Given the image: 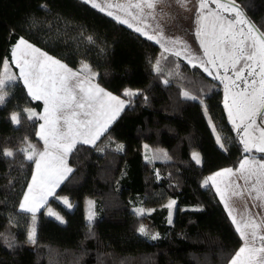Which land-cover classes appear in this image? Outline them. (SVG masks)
<instances>
[{"label": "trees", "instance_id": "16d2710c", "mask_svg": "<svg viewBox=\"0 0 264 264\" xmlns=\"http://www.w3.org/2000/svg\"><path fill=\"white\" fill-rule=\"evenodd\" d=\"M232 1L264 35V0ZM21 38L127 101L95 145L77 144L70 152L72 171L49 202L63 223L43 212L33 219L18 208L32 173L27 154L38 144L41 112L11 65V50ZM5 59L14 77L0 103V264L229 262L241 239L203 180L237 168L247 153L229 124L217 81L80 0H0V74ZM126 89L134 94L124 95ZM185 91L194 98L183 96ZM29 112L36 115L28 119ZM14 113L18 124L10 119ZM143 145L164 149L167 160H146ZM7 150L13 155H3ZM60 196L72 210L57 202ZM86 199L94 201L90 220ZM169 199L179 209L172 224L164 206ZM145 222L155 233L138 231Z\"/></svg>", "mask_w": 264, "mask_h": 264}, {"label": "crops", "instance_id": "0c3cea01", "mask_svg": "<svg viewBox=\"0 0 264 264\" xmlns=\"http://www.w3.org/2000/svg\"><path fill=\"white\" fill-rule=\"evenodd\" d=\"M80 1L86 3L95 10L105 14L107 17L111 18L112 20L126 27L127 29L133 31L142 38L155 44L160 48L161 52L164 55L171 56L177 60L183 61L190 67H197L207 77L216 81V75L213 72L210 65L207 63L208 59L207 56L205 55L203 48L204 44L201 40V36H203L205 37L208 43L211 42L213 40V37L215 36L214 32L217 31V28L220 27L221 25L219 20L215 19L214 10L209 9L211 5H209L207 8H204L205 10L203 12H198L199 0H156L155 6L153 8H149L145 6L146 0H80ZM148 2H151V0H148ZM93 4L98 5V7H94ZM134 5H140V7H135ZM109 12H111L112 15H109L108 14ZM210 13H212V15H210ZM201 17H207V18L202 19ZM120 21H125V22L121 23ZM213 23H215L216 25L215 30L212 27ZM129 25H131V27H129ZM137 28H139L140 31H136ZM149 36H151L152 39H149L148 38ZM19 40H17L13 48L17 45ZM34 47L37 48L36 46ZM13 48L11 50V65L15 69L17 77L21 81L23 87L25 88V91L28 94V87L24 83V79L23 76L21 75L20 67L13 59V55H12ZM246 50L248 52L250 51L248 44L246 45ZM23 52H24L23 46H21V48L16 51V58L20 59L21 64L23 63L24 58L31 59L30 56L23 57L22 56ZM176 53H179V55H176ZM242 62L243 63H241V65L242 64L244 65L246 60L245 61L242 60ZM67 67L72 71L77 72L78 79L80 81L85 82L84 83L85 89L89 88L90 85H96L99 88H102L92 79V77L80 73L70 68L69 66ZM153 67L154 70L158 69L157 62L154 64ZM205 67L209 69L208 72L204 71ZM10 69L12 72L8 71ZM87 69H89L88 66L86 70ZM7 71L10 73V75H12L11 78H13L14 73L9 63H8ZM86 73L93 74V72L89 70ZM72 82L74 83L75 81ZM76 91L77 93H79V89H77ZM105 91L111 93L107 90ZM112 95L116 96L119 100H122L124 102L123 107L121 108L119 105L116 104L115 101L106 100L105 101L106 116L102 118V122L106 123V130H103L102 134H99L98 139H94L93 136L85 137V139H88L90 141H93L94 139V142L82 143L78 138L76 145L77 144H82L87 146L95 145L101 139V137L107 132V130L115 122V120L120 116V114L123 112V110L127 106V101L118 97L117 95L114 94ZM30 97L34 99L32 96ZM34 100L41 103V112L38 115V117L45 115L44 113L45 105L43 100H37V99ZM85 111H91V109L85 108V109L77 110V116L74 117L72 120L74 125L76 120L92 119L91 116L86 117L83 115ZM225 112L227 114L229 124L236 134V131L233 127V122H230L229 115L226 110ZM114 113H115V117L113 119L112 116ZM44 123L45 122L43 119H39V123L37 124L36 127V138L38 139V144L32 145L30 151L27 154V156L31 155L33 157L32 159L33 168H32L31 176L29 178V181L27 183V186L25 188V191L23 193V196L20 200L18 207L21 212L28 213L33 216H35L39 212H43L46 215L45 212L47 210V207L50 205L49 204L50 200L54 198L55 192L59 189L61 184L66 180V178L70 175L72 171V168L68 164V156L72 150L68 152L65 157H63L62 163L59 160H53V157L57 155V152L56 149L51 147V143H52L51 137L49 136V145L46 146L44 140L41 139V137L38 135V133H41L40 126ZM62 123L63 122L61 121V124ZM44 134L47 135V125H45ZM237 137L241 142V139L239 138L238 135ZM45 151L49 152L50 155L45 156L44 159L41 160L40 153ZM246 153L247 155L240 161L237 168L235 169L223 168L216 170L208 174L203 180L205 184L212 187L215 195L217 196L219 202L221 203L226 215L228 216L229 220L234 226L240 239L241 236L237 231V224H239L243 228V221H254L255 224L260 226L257 229V235H264V199L256 198L259 195V190L261 189L262 185H264V177L259 176L260 170L258 168L259 164L264 163V159L256 158L254 154H251V153H255V154L264 155V153L257 152L255 150L247 151ZM143 155L146 160H150L153 162L167 160L166 152L162 148H148V150L145 153H143ZM199 161L200 159L197 160L196 162L199 163ZM244 161H247V163L245 164L244 170H241L240 165ZM37 162L40 163L39 170L37 169ZM67 169H70L71 171H68ZM225 169H232L233 174H228L226 172H223V170ZM217 173H223V174L217 175ZM33 177L36 178L35 182L33 181ZM30 187L32 188L31 192H29ZM254 188L256 189L255 191L253 190ZM233 193H240V195H234ZM26 195L28 196V201L26 202L28 206H35L37 203L39 204L37 210L34 213L25 212L20 208V205L22 203H25L24 198ZM41 197L43 198L42 201H41ZM56 200L65 209L69 211L73 209V204L70 203L68 198L64 196H60V197H56ZM65 200L67 201V203H65ZM166 203L164 204V206L168 209ZM85 208H86V201H84V211L86 212ZM92 209H93V204L92 202H90L89 204L90 212H92ZM91 216L92 217L90 219H92L94 215ZM85 217L87 218L86 214ZM233 218H235L237 223H233ZM244 231L246 233H251L252 228L251 227L244 228ZM242 245H243V240L241 239L240 247ZM257 245H259V241H257ZM26 247L33 248V244L31 243L28 244L27 242ZM230 262L231 259L227 264H230Z\"/></svg>", "mask_w": 264, "mask_h": 264}, {"label": "snow or ice", "instance_id": "6c2138e0", "mask_svg": "<svg viewBox=\"0 0 264 264\" xmlns=\"http://www.w3.org/2000/svg\"><path fill=\"white\" fill-rule=\"evenodd\" d=\"M156 0H151L148 2L146 0L145 6L153 8L155 6ZM213 3H217V0H213ZM94 7L98 5L93 4ZM135 7H140V5H134ZM207 7L205 0H199L198 12H202L204 8ZM218 7L225 8L223 4H218ZM103 10V9H101ZM112 15L111 12L108 13ZM212 15V13H210ZM239 16L240 13L237 12ZM206 19L207 17H201ZM216 20L220 18L215 17ZM124 23L125 21H120ZM131 27V25H129ZM215 30V23L212 25ZM232 22H228V28L231 29ZM136 31H140L139 28ZM199 34V31H198ZM215 34V33H214ZM229 33L225 31L224 25H220V33L215 37L213 43L216 45V50L210 52L208 47L205 46V55L209 56L207 61L210 65H216V61L220 60L221 63L218 65L221 68L226 67L224 63V55L219 51V45L221 43H233V48L230 54H227V59L232 62L234 67L239 61L237 52L240 56H244V49L240 48L237 44L234 43V37L229 41H224L223 37ZM152 39L151 36L148 37ZM23 46L24 52L22 53L23 57L30 56L31 59L24 58L23 63L21 64L20 59L16 58V51ZM253 51L247 54L246 59L256 62L258 59V66L260 71L258 73L259 79V88H256L257 81L253 80L250 87L253 91L251 93L244 92L238 94L239 99L233 98L232 107L229 108V117L233 120L238 118L241 124H245L243 131L247 137L242 142L245 147L244 150L250 151L249 139L258 140L257 143H254L253 146L258 152L264 153V35L256 37L253 39L251 45ZM13 59L20 67L21 75L23 76L24 83L28 87V94L34 99L43 100L44 102V113L45 115L38 117V119H43L44 124L41 127V133L38 135L41 139L44 140L45 145H49V136L51 137L52 143L51 147L56 149L57 155L53 157V160H59L63 162V157L67 155L76 145L77 139L79 138L82 143L94 142V139L99 138V134H102L103 130H106V123L102 122V118L106 116L105 101H115L117 105L121 108L123 107V101L119 100L116 96H113L111 93L106 92L104 89L99 88L96 85H90L89 88L85 89L84 81L78 79L77 72L72 71L66 65L61 63L59 60L54 59L51 56H48L46 53L42 52L40 49L35 48L33 45L29 44L27 41L21 38L17 45L13 48L12 51ZM179 55V53H176ZM8 67V61L5 59L4 68L5 71ZM86 69L87 66L85 65ZM204 71L208 72L209 69L205 67ZM242 71V70H241ZM211 74V73H209ZM254 70L249 72V75H253ZM11 80V77H8ZM72 81H75L74 83ZM7 89V84L4 81H0V103L4 102L5 96L4 92ZM79 89V93H77ZM134 93L129 90L124 91V95H133ZM187 96L188 94L185 93ZM226 107L228 105L226 104ZM91 109V111H85L84 116H91L92 119L88 120H76L75 125L72 120L77 116L78 109ZM233 109H235V117L233 116ZM25 111H28L27 109ZM35 112H29L28 119H31L35 116ZM259 116L261 123L257 124L254 117ZM115 113L112 118L114 119ZM10 119L14 123H19V117L17 114H12ZM61 121L63 122L61 124ZM45 125H47V135L44 134ZM253 126L256 127V130L259 131V137L253 138L249 135V129ZM239 127V126H237ZM87 136H93V141L85 139ZM219 139V137L217 138ZM20 151H27V149H21ZM3 155L12 156L13 153L10 150L4 151ZM50 155L49 152L45 151L40 153L41 160L45 156ZM195 158V156H194ZM28 160H32L33 157L29 155ZM247 161H244L240 165V169L244 170L245 164ZM259 176L264 177V163L258 165ZM37 169H40V163L37 162ZM71 171L70 169H67ZM223 172L228 174H233L232 169H225ZM223 173H217V175H222ZM35 177L33 181L35 182ZM212 179V178H209ZM260 182V181H258ZM256 190L255 188L253 189ZM32 191V188H29V192ZM234 195H240V193H233ZM257 199H264V185H262L259 190V195ZM25 203L20 205V208L25 212L34 213L39 204L35 206H28L26 203L28 201V196H25ZM43 198L41 197V201ZM65 203L67 201L65 200ZM175 204V201L170 202L167 207H171ZM137 214L143 215V209H137ZM151 211V210H149ZM52 215L51 212H49ZM35 217L33 216V219ZM59 219V217H57ZM91 217H89L90 219ZM169 222H171L169 220ZM233 223H237L235 218H233ZM251 227V233H246L244 228ZM260 226L255 224L254 221H243V228L237 224V231L239 232L241 239L243 240V245L235 252L231 257L230 264H264V235H257V229ZM141 234H146L145 228L143 226L139 229ZM34 234V233H33ZM31 238V237H30ZM152 239H156L157 235H152ZM259 241V245H257Z\"/></svg>", "mask_w": 264, "mask_h": 264}, {"label": "rangeland", "instance_id": "374dc122", "mask_svg": "<svg viewBox=\"0 0 264 264\" xmlns=\"http://www.w3.org/2000/svg\"><path fill=\"white\" fill-rule=\"evenodd\" d=\"M205 2L207 3V7L209 5H211V7H209V9L214 10V13H215L214 16L215 17L218 16L220 18L219 19L220 24H223L225 31L229 33L228 35L223 37V40L229 41L230 39H232V37H234V43L237 44L240 48L244 49V56H240L239 52H237V56L239 57V61L233 67L232 62L229 59H227V54H230V52L232 51L233 43H221L219 45V51L225 57L224 63L226 65V67L221 68L218 66L221 63L220 60L216 61L215 66L209 64L210 67L212 68L213 72L216 75V81L218 82L220 91L222 92V95H223V106L229 115V108L232 107L233 98L239 99L240 97L238 96V94H240V93H244V92L251 93L253 91V89L249 85H251V82L253 80L257 81L256 88H259L260 77H259L258 73L260 71V68L258 66V59L256 62H254V61L247 60L246 56H247V54H249L253 51V49L251 47V45L253 43V39L261 36V34L251 24V22L245 16L243 11L232 0H217V3H213V0H205ZM218 4H223L226 7L220 8V7H218ZM204 10L205 9H203L202 12ZM237 12L240 13L239 16L237 15ZM228 22H232L231 29L228 28ZM214 33H215V36L213 37V40L209 43L206 41L205 37L201 36V40L204 44V46H203L204 52H205V46L208 47L210 52L216 50V45L213 43V41H214L215 37L219 35L220 27H218L217 31H215ZM247 44L250 48L249 52L246 50ZM207 59H209V56H207ZM242 60H244V61L246 60L244 65L243 64L241 65V63H243ZM84 66L85 65L82 66L83 71L88 72L89 69L86 70L84 68ZM252 70H254V74L249 75V72ZM8 71L10 72L11 69ZM8 71L7 70L5 71V68L3 66L1 69V74H0V81H4L7 84V86L10 84V81H11L8 79V77H12V75H10V73ZM185 93H187V91L183 92V96L194 98V97H192L193 95L187 93L188 95L186 96ZM226 104L228 105V107H226ZM203 111L206 114V110L204 109ZM206 116H207L209 124L213 128V125H212V122L210 121V118L208 117L207 114H206ZM233 116L235 117V109H233ZM254 119L256 120L257 124L261 123V119L259 116L254 117ZM230 122H233V120L231 118H230ZM246 123L241 124V122L238 118L235 120V124L233 123V127L236 131V134L241 139V142L247 138L245 136L244 131H243L244 127L246 126ZM237 126H239V127H237ZM249 135L253 138L259 137V131L256 130L255 126H253L252 128L249 129ZM257 142H258V140L249 139V147L251 150L257 151L256 148L253 146V144L257 143ZM242 145H243V147H245L243 142H242ZM148 148H149L148 146L143 145V153H145L148 150ZM194 156H195V158H194ZM192 158L196 161L199 160L200 159L199 153L198 152L193 153ZM171 200L172 199H169L168 201H166L167 202L166 205H169L170 202L173 201V200L172 201ZM85 201H86V208H85L86 212H85V214L87 216V219L89 220V217H92L91 215H94V201H93V199H86ZM90 202H92V204H93L92 212H90V210H89ZM136 210L137 209H135V211ZM168 210H169L168 211V223L172 224L173 222H175V219L178 215L179 209L176 207V204H173L170 208L168 207ZM49 212H51L52 215H50ZM45 213L47 216L58 221L59 223L64 222V218L57 212V210L52 205H49L47 207V210ZM136 213H137V211H136ZM57 217H59V219ZM169 220L171 222H169ZM152 226L153 225H151L149 222H145V224L143 225V227L145 228V232L148 233L149 228H153ZM153 230H154L153 233H155L154 228H153ZM153 235H155V234H153ZM34 236H35V228H34V225H32L28 230V235H27L28 244H30V243L33 244Z\"/></svg>", "mask_w": 264, "mask_h": 264}]
</instances>
